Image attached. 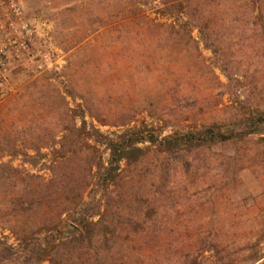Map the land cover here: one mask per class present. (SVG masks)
Segmentation results:
<instances>
[{"label": "rangeland", "instance_id": "1", "mask_svg": "<svg viewBox=\"0 0 264 264\" xmlns=\"http://www.w3.org/2000/svg\"><path fill=\"white\" fill-rule=\"evenodd\" d=\"M21 2L52 42L11 72L13 91L0 95V241L20 247L52 225L58 201L27 217V205L14 212L10 199L27 194V181L51 182L57 142L82 125L80 103L89 130L111 138L126 130L237 134L204 147L141 144L108 192L98 181L109 150L80 141L72 164L84 202L111 200L107 214L103 207L90 219L107 220L93 227L92 253L101 256L92 264H264V122L244 134L264 113V0H226L230 10L209 23L218 56L194 18L165 16L159 0ZM62 218L61 238L81 235Z\"/></svg>", "mask_w": 264, "mask_h": 264}, {"label": "trees", "instance_id": "2", "mask_svg": "<svg viewBox=\"0 0 264 264\" xmlns=\"http://www.w3.org/2000/svg\"><path fill=\"white\" fill-rule=\"evenodd\" d=\"M159 1L162 5V12L169 18H175L176 13L181 14L183 12L187 13L190 18H194L205 46L218 56L219 47L213 42L212 33L214 31L211 33L209 23L212 21L213 16L217 20L219 17L223 19L224 16H220V10L223 12L230 10L226 6V0ZM204 2L208 4L207 10L204 8ZM222 4L223 6L220 7ZM159 25V30L161 31L167 27L164 24ZM58 101L62 107L68 108L65 96L60 97ZM83 107L82 104H77L78 113L82 117V125L76 129L78 134L74 136L72 133L67 132L57 142L60 145V158H57L54 162L55 164L51 165L53 173L51 182L45 183L37 177L39 181H35V185L31 186L27 181V194L17 197L11 196L10 199V203L13 204L11 209L14 212H20L23 210L22 207L27 205V217L31 216L34 212L40 215L44 205L43 201L48 199L51 200L50 203L55 202V200L58 201L57 206L54 207L58 213L57 215H51L53 219L52 225H50L47 233L42 237H37L35 234L32 238L23 241L24 244L20 247H16L6 241H0V264H43L45 262H49L50 264H92L94 260L93 255L97 258L101 256V252L99 251H96L94 254L92 253L95 250V229L93 230V227L107 224L106 214L110 208L111 200H108L109 202L105 200V205H102L101 201L94 202V200H91L84 202L83 191L86 188H83V186L81 189L78 170L72 164L73 156L75 155L74 150L80 141H84L87 144L89 141H94L97 145L106 146L109 150L110 158L108 165L100 166L98 181L101 189L104 192H108L115 174L120 170L121 163L124 161L130 163L133 160L132 158L137 157V154L144 152V149L139 146L141 144L149 143L157 148H163L171 142L177 141L187 147H204L210 144L230 142L237 137V134L234 133L225 134L217 132L213 128H206L201 131L171 134L163 137L151 130H126L117 138H111L95 127L89 130ZM254 117L250 128L244 134L249 135L254 133L259 124L264 122V113ZM41 149L39 146L34 148L39 153H41ZM27 157L33 159L34 156H30L27 153ZM54 193L57 194L56 198H54ZM39 206L42 207L39 208ZM103 207L107 208V212L101 216V225L98 222L93 225L90 219L96 215H100L99 213ZM64 215L72 223L81 227V235L66 239L61 238L60 227L63 223L62 217ZM105 242L107 243V239L102 244L103 247L106 244Z\"/></svg>", "mask_w": 264, "mask_h": 264}, {"label": "built area", "instance_id": "3", "mask_svg": "<svg viewBox=\"0 0 264 264\" xmlns=\"http://www.w3.org/2000/svg\"><path fill=\"white\" fill-rule=\"evenodd\" d=\"M50 30L28 16L21 0H0V95L12 92L11 72L41 55Z\"/></svg>", "mask_w": 264, "mask_h": 264}]
</instances>
